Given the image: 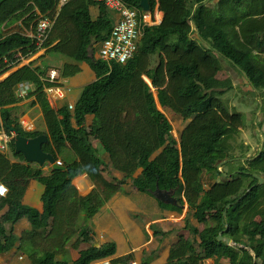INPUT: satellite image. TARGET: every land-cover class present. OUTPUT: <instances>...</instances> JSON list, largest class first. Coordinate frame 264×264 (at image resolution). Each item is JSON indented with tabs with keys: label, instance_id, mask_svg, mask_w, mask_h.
I'll use <instances>...</instances> for the list:
<instances>
[{
	"label": "trees",
	"instance_id": "obj_1",
	"mask_svg": "<svg viewBox=\"0 0 264 264\" xmlns=\"http://www.w3.org/2000/svg\"><path fill=\"white\" fill-rule=\"evenodd\" d=\"M125 1L143 11L141 0ZM149 1L152 12L157 6L164 12L163 22L145 26L133 59L112 65L91 54L94 44L107 38L113 27L111 11L105 4L70 0L62 7L47 52L61 53L74 61L61 68L63 77L79 73V62H87L97 74V79L84 87L73 110L69 105L57 110L50 106L41 78L46 72L35 61L0 81L5 125L8 129L15 126L26 137L45 132L25 130L13 114V105L20 101L16 94L20 83L35 84L34 95L44 112L50 137L43 148L66 166L45 176L39 164L27 162L16 152L15 140L11 143L15 161L0 152V179L9 188L8 196L0 201V211H4L0 216V255L16 244L14 225L23 217L32 225L21 237L22 249L29 251L32 264H91L115 255L114 242L82 250L74 262L58 260L57 251L48 246L41 254L27 244L49 227L48 236L56 243V233L64 224L68 226L64 233L67 240L71 230L75 233L81 212L86 211L92 219L120 189L103 175L104 160L88 137L94 133L109 153L113 168L123 172L126 179L151 193L158 186L175 190L178 204L162 202L165 206L180 210L188 203L197 222H216L200 230L186 220L189 236H179L166 264H204L207 259L225 264L224 257L229 264H264V182L255 176L264 179V145L233 172L218 168L228 159L231 140L246 126L244 113L232 112L222 98L234 87L232 78H218L223 59L246 77L260 97L264 120V0H219L217 4L212 0ZM55 3L0 0V68L5 66V58L15 60L16 49L25 55L33 50L29 36L6 27L20 20L30 27L36 8L47 13ZM92 6L100 8L97 18L92 16ZM193 25L198 28V39L193 35ZM153 88L163 107L189 120L180 140L173 135L171 120L158 108ZM89 114L95 116L91 131L86 125ZM260 127H264V121L258 122ZM139 168L143 172L135 177ZM83 173L96 184L87 197L80 196L73 185V179ZM208 173L222 178L206 189ZM31 179L45 185L43 212L23 202ZM221 232L239 248L219 241ZM82 235L91 239L87 228ZM130 259L113 262L127 263Z\"/></svg>",
	"mask_w": 264,
	"mask_h": 264
},
{
	"label": "crops",
	"instance_id": "obj_2",
	"mask_svg": "<svg viewBox=\"0 0 264 264\" xmlns=\"http://www.w3.org/2000/svg\"><path fill=\"white\" fill-rule=\"evenodd\" d=\"M212 2L217 4L219 0H212ZM91 13L94 18H97L100 14V8L98 6H92ZM147 13L150 26L161 24L164 20V12L159 6L156 7L154 12L150 11ZM113 15L114 13H112ZM114 17L117 19L118 15H114ZM193 28V35L198 39V28L194 25ZM99 47L100 43H96L91 50V54L96 59H100ZM213 53L218 57L215 52ZM43 59H47L49 64L46 66L43 65ZM33 61H35V65L41 66L45 72L53 67L58 68L61 72V68L66 63L74 62L61 53L44 52L39 56L31 57L29 63H21L9 69L0 77V81L18 68L30 64ZM223 62L224 60H222V66L224 67ZM79 66L81 71L76 75L69 77H63L61 75L62 82L69 86L71 91L67 98L62 101L53 103L49 101L53 109L57 110L63 105L75 104L80 98L84 87L97 79V74L87 62H79ZM144 78L149 84H152L147 76ZM153 92L157 100L158 108L166 114L171 120L174 130L179 133L175 134L173 130V135L180 140L182 132L189 120H186L171 108L163 107L159 100L158 91L153 88ZM37 98L36 95H32L20 100L13 105V114L16 117V112H22V117L25 116L34 120L36 124L35 130L44 131L45 133L42 134H48L44 112L39 102H37ZM32 113L33 115H31ZM94 121L95 116L93 114L87 115L86 125L89 131H91ZM175 123H177V126H175ZM88 137L93 146L97 148L100 157L104 160L103 175L107 180L118 184L120 189L101 207L92 219H88L86 211L81 212L76 222L77 229L73 234H71L72 230L70 231L67 240H65L64 233L68 229V226L62 224L61 231L56 233L58 234L56 243H53L51 237L48 236L51 230V227H49L39 237L36 236L27 241V244L33 245L32 249L40 253L39 248L44 243L43 246L46 248L48 246V248L57 251L58 260L66 259L69 262H74L80 258L82 250L91 248L92 246L98 247L109 242H114L117 247L115 255L96 260L91 264H115L113 260L125 257H131L129 262L116 264H143L144 262L148 264H166L170 259L172 246L177 243L179 236L181 234L187 237L189 236V231L185 228L186 220H189L192 225L198 227V222L193 215L194 212L190 210L188 203H185L180 210L167 207L153 193L142 190L131 179H126L123 172L113 168L109 153L103 148L95 134L90 133ZM11 158L14 161L16 160L14 157ZM41 167L43 168V174L45 176H49L53 170L52 165L48 163ZM219 170L221 171L220 168ZM142 172L143 169L139 168L135 173V177L140 176ZM221 178L222 176L216 175L215 173L206 174V189L213 182L219 181ZM73 185L78 190L79 195L83 197L90 195L96 187V184L87 173L76 176L73 179ZM44 191L45 185L43 183L36 179H31L23 202L43 212L44 203L42 196ZM3 213L4 211H0V216ZM84 228L88 229L91 239L86 240L82 235ZM30 229H32V225L27 217L21 218L14 225V234L18 240L12 249L0 255V264H32L29 251L22 249L21 240L25 232ZM41 232L44 231L42 230ZM211 261L214 262L212 259H207L204 261V264H210Z\"/></svg>",
	"mask_w": 264,
	"mask_h": 264
},
{
	"label": "built area",
	"instance_id": "obj_3",
	"mask_svg": "<svg viewBox=\"0 0 264 264\" xmlns=\"http://www.w3.org/2000/svg\"><path fill=\"white\" fill-rule=\"evenodd\" d=\"M70 0H56L55 6L47 13H42L37 8L35 11L34 23L29 29L23 28L21 31L32 39L33 50L30 54L25 55L21 49L13 51L14 61L5 58V66L0 68V77L9 69L21 64L29 63L31 57L39 56L48 49L47 43L54 30L57 18L62 7ZM98 3L105 4L110 11H115L118 18L113 21V27L110 35L100 42L99 57L101 60L113 63L126 64L134 58L139 45V40L144 34L145 26L150 24L147 12L127 3L125 0H94ZM25 27V26H23ZM46 83L44 86V95L50 102H58L67 98L71 89L61 80V72L58 68H50L42 77ZM36 86L31 82L20 83L16 88V94L20 100L34 95ZM75 104H69L71 110ZM20 125L27 131L36 129L34 120L29 117H21ZM15 140V133L5 125L1 114L0 107V152L6 155L11 153V143ZM63 164L62 161H58ZM221 169V167H219ZM0 201L5 199L9 194L8 186L0 179Z\"/></svg>",
	"mask_w": 264,
	"mask_h": 264
},
{
	"label": "rangeland",
	"instance_id": "obj_4",
	"mask_svg": "<svg viewBox=\"0 0 264 264\" xmlns=\"http://www.w3.org/2000/svg\"><path fill=\"white\" fill-rule=\"evenodd\" d=\"M112 13H114L115 16L117 15V13L115 11H111V18H113V21H115L116 19L114 15L112 16ZM33 23L34 21L31 22L30 27ZM20 24L21 20L6 27V30L21 31L23 27ZM23 26L26 25L23 23ZM30 27H27L26 29H29ZM48 64L49 61L47 59H43V65L46 66ZM223 65V69L218 73V78L223 80L232 78L234 87L231 90L227 91V93H225L222 98L225 100L232 112H243L246 121V126L242 127L240 133L236 134L231 140V148L228 154V159H226L222 165V170L224 172H233L239 167V165L245 162L244 158L254 156L258 151L261 150L264 136V127L257 128V124L258 122H260V120H264L263 114L259 109L260 97L257 96L254 93L252 87L248 85V80L246 79V77L243 74L239 73V71L237 72L236 69L232 67V65H230L229 61L224 60ZM15 115L17 119L20 120V118L23 116V113L16 112ZM31 115H33V113ZM175 126H177V123H175ZM174 133L179 134L175 130ZM9 156L13 157L11 153L9 154ZM215 223L216 222L214 220H210L208 223L198 222V227L200 230L207 227L211 228ZM236 248H239V246H236ZM45 249L46 247L41 245L39 248L40 253H44ZM222 261L225 264H229L228 258L224 257L222 258ZM210 264H215V260L214 262L211 261Z\"/></svg>",
	"mask_w": 264,
	"mask_h": 264
},
{
	"label": "water",
	"instance_id": "obj_5",
	"mask_svg": "<svg viewBox=\"0 0 264 264\" xmlns=\"http://www.w3.org/2000/svg\"><path fill=\"white\" fill-rule=\"evenodd\" d=\"M140 5L143 11L145 12L151 11L149 0H141ZM261 107H262V104H261ZM261 107H260V110H261ZM10 130L15 133L16 152L23 154L27 162L37 163L40 166H44L46 163H48L52 165L53 170H65L66 169L65 165L57 163V160L53 156L52 153L44 150L43 148L44 144L50 141V137L48 134H40L36 137H26V136H23L21 132L15 126L10 127ZM263 145H264V136H263V142H262L260 151H262ZM244 159H247V158H244ZM255 176L259 177L261 183L264 182V179L262 177L258 175H255ZM153 194L155 195L157 199H159L161 202L165 204H172V205L178 204V199L174 195L175 190H164L158 186L157 189L153 191ZM228 227L229 226L227 225V229ZM218 239L219 241H225L227 244H231L233 242L231 237H224L223 232L219 234Z\"/></svg>",
	"mask_w": 264,
	"mask_h": 264
},
{
	"label": "clouds",
	"instance_id": "obj_6",
	"mask_svg": "<svg viewBox=\"0 0 264 264\" xmlns=\"http://www.w3.org/2000/svg\"><path fill=\"white\" fill-rule=\"evenodd\" d=\"M149 12H150V11H149ZM20 25L23 27V23H22V22H21ZM23 28H27V27H23ZM21 31H22V30H21ZM21 31H20V32H21ZM47 50H48V49H47ZM47 50H46V51H47ZM48 70H49V69H48ZM48 70H47V71H48ZM47 71H46V72H47ZM11 154H12V153H11ZM8 156H9V155H8ZM58 161H59V160H57V163H58ZM60 161H61V160H60ZM223 163H224V162H223ZM223 163H222L221 165H219V166L222 167ZM62 165H63V164H62ZM221 171H223L222 168H221ZM225 174H227V173H224V175H225ZM227 175H228V174H227ZM205 184H206V182H205ZM175 193H176V191H175ZM0 194H3V190H2V189H0ZM174 195H175V194H174ZM177 199H178V198H177ZM229 245L234 246V247L238 246L234 241H233L231 244H229Z\"/></svg>",
	"mask_w": 264,
	"mask_h": 264
}]
</instances>
